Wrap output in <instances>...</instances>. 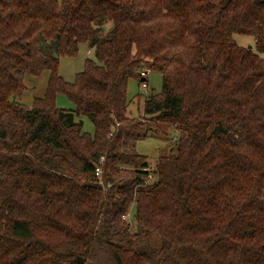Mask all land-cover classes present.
Returning <instances> with one entry per match:
<instances>
[{
    "label": "trees",
    "instance_id": "obj_1",
    "mask_svg": "<svg viewBox=\"0 0 264 264\" xmlns=\"http://www.w3.org/2000/svg\"><path fill=\"white\" fill-rule=\"evenodd\" d=\"M262 53L264 0H0V264H264ZM143 68L161 88L142 114L178 131L153 170L123 129Z\"/></svg>",
    "mask_w": 264,
    "mask_h": 264
},
{
    "label": "rangeland",
    "instance_id": "obj_2",
    "mask_svg": "<svg viewBox=\"0 0 264 264\" xmlns=\"http://www.w3.org/2000/svg\"><path fill=\"white\" fill-rule=\"evenodd\" d=\"M106 26L109 27L110 23H106ZM233 37L239 45L254 49V39L251 35L235 33ZM261 56L264 58V53ZM87 57H94L93 50H88L87 44L80 42L75 55H62L59 57V74L66 81H72L75 73L83 69ZM48 74L49 71L44 70L40 75H25L23 82L26 89L15 100L30 106L34 97L43 96ZM146 81V88L142 87L141 82H138L135 78H130L128 81L127 100L129 104L127 114L131 121L125 124L123 129L129 134L126 139V148L144 155L149 163V168L153 170L160 155L176 152L175 142L178 131L169 124L155 123L148 120V117L142 114V102L145 95L151 91H160L161 75L159 72L148 71ZM55 104L66 111L74 109L73 102L63 93L56 94ZM81 119L82 130L93 132V123L90 119L86 116H81Z\"/></svg>",
    "mask_w": 264,
    "mask_h": 264
},
{
    "label": "built area",
    "instance_id": "obj_3",
    "mask_svg": "<svg viewBox=\"0 0 264 264\" xmlns=\"http://www.w3.org/2000/svg\"><path fill=\"white\" fill-rule=\"evenodd\" d=\"M148 69L146 68H143L140 70V74L141 76L144 78L147 76V73H148ZM142 87L146 88L147 87V83L145 81H143L141 83ZM103 161H104V157L101 156L98 160V163L95 165V168H94V173L95 175L100 179L101 178V175H102V166H103ZM153 178V173H149L148 176H147V179L145 180L146 183L149 182V180H151Z\"/></svg>",
    "mask_w": 264,
    "mask_h": 264
},
{
    "label": "water",
    "instance_id": "obj_4",
    "mask_svg": "<svg viewBox=\"0 0 264 264\" xmlns=\"http://www.w3.org/2000/svg\"><path fill=\"white\" fill-rule=\"evenodd\" d=\"M141 80H143V78H141Z\"/></svg>",
    "mask_w": 264,
    "mask_h": 264
}]
</instances>
